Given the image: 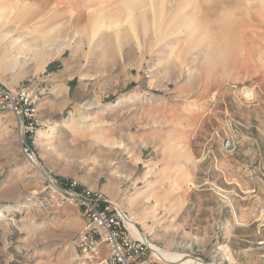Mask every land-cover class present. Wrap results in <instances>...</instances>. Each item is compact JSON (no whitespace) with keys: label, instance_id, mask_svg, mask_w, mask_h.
Masks as SVG:
<instances>
[{"label":"rangeland","instance_id":"obj_1","mask_svg":"<svg viewBox=\"0 0 264 264\" xmlns=\"http://www.w3.org/2000/svg\"><path fill=\"white\" fill-rule=\"evenodd\" d=\"M262 39L264 0H0V82L23 90L36 112L31 136L0 114V264L73 258L85 221L48 180L99 189L117 171V201L104 197L157 252L264 264V83L252 113L236 100L255 102L253 90L228 79L251 70L255 43L264 58ZM135 92L188 112L157 120L178 123L174 144L110 143L92 129V114ZM187 102L208 106L189 111ZM137 154L136 165L116 168Z\"/></svg>","mask_w":264,"mask_h":264},{"label":"built area","instance_id":"obj_2","mask_svg":"<svg viewBox=\"0 0 264 264\" xmlns=\"http://www.w3.org/2000/svg\"><path fill=\"white\" fill-rule=\"evenodd\" d=\"M4 113L11 114L23 128L24 133L32 135L36 124V112L28 96L23 90L13 89L0 82V114ZM48 186L59 196L61 203L73 202L82 213L85 222L77 236L75 246L83 257V263L164 264L153 251V246L146 243V239H142L143 235L128 224V218L118 206L108 201L102 193L89 189L76 191L73 187L63 189L53 178L48 180ZM261 214L264 215V210ZM102 246L107 248L109 256L96 262L95 255ZM257 248L262 252L263 258L264 236L257 242ZM179 263L207 264L203 261L182 262V259Z\"/></svg>","mask_w":264,"mask_h":264},{"label":"crops","instance_id":"obj_3","mask_svg":"<svg viewBox=\"0 0 264 264\" xmlns=\"http://www.w3.org/2000/svg\"><path fill=\"white\" fill-rule=\"evenodd\" d=\"M248 39L253 41H259L261 37L257 36V33H248L247 35ZM264 41V39H262ZM255 43V42H254ZM246 52V51H245ZM250 56V65L251 70H243L240 71V67H236L234 70V73L232 72L231 75L228 77V79H235V83H239L238 85H242V88H247L249 92H251V89L254 92V99L255 102L247 103L246 101L244 103H241L239 101V96L236 101H238L239 105H244L248 109H251V112L258 111L257 107L260 104L259 101V93L257 90L260 89V87H263L264 83V63L262 64L261 60L264 59L259 55V44L255 43L252 45V49L249 52ZM264 62V60H263ZM261 64V65H259ZM248 86V87H246ZM240 91L236 90L234 93L239 94ZM138 92L133 93L132 96L123 94L122 97H120L119 101L116 103H112L110 106H108L106 112L92 114V120H96L97 123L93 125L91 124L92 129L94 127V130L96 129L99 131L106 139H110V143L118 142L119 136L122 138L129 137V139L133 143H145V144H153L154 142H162L161 145H167V144H174V138H178L180 132H179V126L178 123L171 125L168 128H164L163 126H157V120H161L162 118H167L171 121H177L180 118H183L185 116L189 117L190 115L185 114V109H181V112L179 111V103H174V98L165 99L162 96H153L150 98H144L140 97V95H137ZM252 93V92H251ZM210 101V100H209ZM262 102V101H261ZM188 104V110L194 111L198 108L202 107L204 110L208 106V103L203 104H194L191 102H187ZM194 105V106H192ZM131 108L132 111H136L135 114H123L124 109ZM190 108V109H189ZM105 109V110H106ZM166 110V112L164 111ZM175 110V111H174ZM257 114V113H255ZM123 115L125 116L126 121L117 122L116 120L120 117L122 118ZM140 117V118H138ZM149 117V118H148ZM102 122V123H100ZM113 122V123H111ZM100 123V124H99ZM146 123H149L150 126H146ZM132 125H136V128H133ZM126 134L129 136H126ZM164 140L163 141V137ZM141 138V139H140ZM111 139H114L115 141H111ZM117 154V153H116ZM122 156H120L121 158ZM117 158H114V161H116ZM139 160V156L132 155L125 157L124 164L122 165V159L119 160L121 164L120 166H116L117 169H122L123 166L127 163L129 165L130 163H133L136 165V163ZM118 162V163H119ZM117 184L120 186L122 184V180L118 178V171L112 178H107L100 184L102 187L99 189L95 183H92V185H96L95 188H89L92 191H99L104 196L109 197L112 200H116V197L119 195V190H117L116 186ZM93 186V187H94ZM78 212L80 213L79 209ZM78 213V214H79ZM83 225V219L81 220V226ZM71 255L74 257L71 259H68L65 264H83L82 263V256L78 252V250L75 248V250L72 249ZM108 257V250L105 247H100L98 252L95 255V261L99 259H105Z\"/></svg>","mask_w":264,"mask_h":264},{"label":"bare ground","instance_id":"obj_4","mask_svg":"<svg viewBox=\"0 0 264 264\" xmlns=\"http://www.w3.org/2000/svg\"><path fill=\"white\" fill-rule=\"evenodd\" d=\"M29 163L31 164L32 167H37L36 163L34 161H29ZM263 210V209H262ZM128 224L136 230L135 226L133 225V221L131 219H128L127 220ZM141 235V234H140ZM142 237V235H141ZM142 239L144 240L145 238L142 237ZM146 241V240H145ZM146 243H149L148 241H146ZM151 245V244H150ZM152 246V245H151ZM184 247V246H183ZM153 248V251L156 253V255L158 257H160V259L163 261V262H173L174 264H179V262L181 261L182 259V262H185V261H189V260H183L182 257H175V256H172V255H169V254H164V253H159V251L157 252L156 249L154 247ZM228 258L231 260L230 256L228 255ZM234 263V262H233ZM172 264V263H171Z\"/></svg>","mask_w":264,"mask_h":264}]
</instances>
